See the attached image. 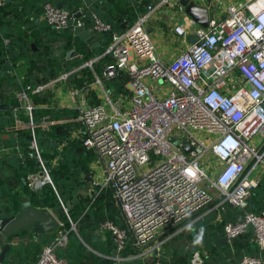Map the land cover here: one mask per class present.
I'll return each mask as SVG.
<instances>
[{
  "label": "built area",
  "instance_id": "obj_1",
  "mask_svg": "<svg viewBox=\"0 0 264 264\" xmlns=\"http://www.w3.org/2000/svg\"><path fill=\"white\" fill-rule=\"evenodd\" d=\"M208 1L193 0L197 5ZM167 2L159 0L146 9L151 11ZM76 13L82 16L80 9L66 10L51 3L43 9L48 25L57 30L68 28L70 22L72 28L80 25L79 18H74ZM145 17H139L122 32H112L101 54L110 57L103 77L124 73L132 83L129 102L114 99L111 90L102 86V79L96 77L91 82L87 75L83 76V85L72 92L74 96L81 94L77 113L70 119L68 136L60 147L77 139L82 150L93 154L94 163L101 167V186L110 187L124 223L106 218L98 227L112 233L118 252L128 240L139 247L154 240L161 231L180 227L209 199L206 187L218 189L222 204L245 205L257 184L250 171L264 156V145L250 143L256 135L264 139V0L231 3L228 15L214 23L209 21L207 28L183 18L175 24L174 32L186 36L191 22L198 40L170 62L158 58L144 25ZM93 20V29L111 30L95 15ZM96 59L81 67L92 69ZM81 67L65 71L60 78L67 79ZM145 78L169 86L167 94L158 96L144 83ZM93 84L102 87L101 103L90 104L87 100ZM43 88V84H25L15 93L29 116V147L40 165L27 175L34 190L46 182L54 187L36 141L34 108L29 100V92L38 93ZM228 88L231 91L226 92ZM196 130L212 133L210 142L198 137ZM171 137L180 139V143H173ZM185 141L192 150L182 149ZM207 151L222 161L212 177L201 163ZM61 206L70 226L59 218L52 239L42 245L33 264H68L57 250L66 247L75 223L64 202ZM248 226L252 228L253 241L263 247L264 210H245L238 219L225 221L223 231L233 238ZM241 263L264 264V260L246 253ZM188 264H206L204 252L192 250Z\"/></svg>",
  "mask_w": 264,
  "mask_h": 264
},
{
  "label": "crops",
  "instance_id": "obj_2",
  "mask_svg": "<svg viewBox=\"0 0 264 264\" xmlns=\"http://www.w3.org/2000/svg\"><path fill=\"white\" fill-rule=\"evenodd\" d=\"M8 1L1 0L2 4ZM85 1L80 0L79 4L81 5L82 3V6L73 8L72 11L80 9L82 11L81 17L86 16L88 18L85 22V27L92 30L94 27V14L89 12L90 10L85 5ZM154 1L101 0L97 8L104 12L107 19L116 24V27L121 32L131 26L139 17L146 15L144 25L158 58L163 62H170L177 54L185 50L190 43H193L190 36L195 34L194 26L191 22L186 27V36H179L174 32L175 24L183 18H189L194 23L197 22L185 13L184 7L180 9L178 0H169V2L163 3L151 11H147L146 6L156 4ZM243 1L245 0H209L205 4H200V6L208 9L209 21L214 23L228 15V6L231 3ZM43 20L42 14L36 19L35 24H39ZM50 30L48 34L44 30H39L42 39H38V33L34 30L26 34L31 54L20 56L21 58L15 61L13 71H10L13 74H21L19 76L21 81H27L20 84L19 87L25 84H31L32 86L37 84L44 85L42 91L38 93L29 92V100L33 105V111L37 113V127L47 130L54 124L62 123L64 125L67 124L68 128V124L72 122L70 119L77 113V103L81 98L80 93L74 96L72 92L80 89L84 83L83 76L85 75L88 76L91 82L96 77L102 79V86L111 90L114 99L123 100L125 103L129 102L133 87L132 83L124 73H117L114 77L108 79L103 77L102 72L106 64L110 62V57L101 55L105 48L101 53H95L96 49L103 44L102 41H105L106 47L110 43L109 32L98 31L95 34L98 45L92 49L90 45L84 43L74 33L73 36L64 37V29L57 30L50 26ZM74 36H77V38ZM1 42L6 45L9 41L7 38H2ZM37 57L42 62L36 64ZM95 58L98 59L93 62L92 69L81 67L85 62ZM31 59L35 60V64L32 63ZM67 66H70L69 69ZM77 67H81V69L76 74L70 75L67 79L60 78L65 71ZM31 69L40 78L35 81V84L28 81L27 70ZM144 83L151 86L158 96L167 94L169 90V86L148 78L144 79ZM19 87L12 89L9 95L10 99L14 98L17 101V106L13 108L14 111L24 108V104L15 97ZM225 91L229 92L231 90L228 88ZM103 99L102 87L93 84L91 86V96L87 99L88 102L90 104L101 103ZM0 108L4 110V112L0 111V113L5 115L7 114L6 109H9L10 105L7 102H0ZM21 125L20 119H16L13 126L0 125V134L4 137H11L17 133ZM195 134L203 138L207 143L210 142L213 136L212 133L198 130L195 131ZM67 136L68 132L66 136L57 132L55 137H52V144L47 146L44 151L48 154L55 153L56 157H59L61 151L68 143L76 144L78 142L77 139H70L62 145L61 149V144L65 142ZM250 143L260 147L264 145V139L256 135L250 138ZM1 147L6 153L16 149L15 147H5L4 145ZM77 149L83 151L79 143ZM84 153L89 154L90 159L87 171L83 173L84 187L77 192L81 199H88L89 201L87 207H89V211L91 210L90 219L85 225L82 222H78V220L70 219L75 223V228L72 230L82 241L86 251L82 252L75 260L73 257L68 259V264H112L134 258L140 260L139 264H188L189 253L192 248L200 249L204 252L206 264H242L241 258L246 253L259 255L264 260V247L258 246L253 241L252 228L250 226L242 234L236 236L235 239L228 238L223 231L225 221L238 219L245 210H264V156L250 171L257 184L252 188L245 205L222 204L218 196V189L216 187H206L209 199L197 212L187 218L180 227L166 233L161 231L154 240L139 247L128 240L125 247L127 252H124V248L122 249L123 251L118 252L115 248L112 233L109 230H100L98 226L106 218H111L122 225L124 223L122 212L110 187L101 186L103 173L101 167L94 163V155L88 152ZM201 163L210 177L214 176L222 166V161L211 151H207L203 155ZM30 173L28 172L25 175L18 174L10 164H2L0 166V189L10 195H14L17 199L22 196H28L27 190L36 191L31 187V183L27 179V175ZM1 201L3 202L4 199H0V217L3 214V203ZM47 207L53 210L51 207ZM80 227L83 228L85 235L100 242V247L104 248L106 253L92 248L80 234ZM54 230L55 228L41 234L39 237L33 234L32 227L19 230L8 239L11 249L6 252L5 260L0 264H33L39 255L41 246L46 242V239L54 234ZM133 248H136V252L130 250ZM118 256L122 258L118 259Z\"/></svg>",
  "mask_w": 264,
  "mask_h": 264
},
{
  "label": "trees",
  "instance_id": "obj_3",
  "mask_svg": "<svg viewBox=\"0 0 264 264\" xmlns=\"http://www.w3.org/2000/svg\"><path fill=\"white\" fill-rule=\"evenodd\" d=\"M100 1L101 0H86L85 5L89 8V12L93 13L101 22L110 25L111 30L103 32H109L111 39V31H121L116 27V24L107 19L104 12L97 8ZM60 2L62 3L63 9L66 10H72L73 8H79L82 6V3L81 5L79 4L80 0H9L0 5V102H7L10 105V108L6 109L7 114L4 115L3 113H0V125L13 126L15 125L16 119H20L22 122L21 127L15 135L4 137L0 134V166L5 163L10 164L16 173L22 175H25L28 172L37 171L40 165L36 163L37 157L35 152L29 147L31 128L26 109L19 108L14 111L13 108L17 106V101L14 98H9L12 89L16 87L18 88L20 84L26 83L27 81H21L19 78L21 74H13L10 71H13L15 61L20 59V56L31 54V48L26 39V34L29 31H36L38 33V39H42L39 30H44L46 34L51 31L50 26L45 19L39 24H35L36 19L43 14L44 5L46 3H51L57 6ZM72 27L73 22H70V26L64 29V37L73 36ZM74 37L77 38V36ZM2 38H7L9 41L8 44H2ZM102 43L103 44L96 49L95 53H101L104 48H107L106 44H104L105 41H102ZM31 60L33 61L32 63L35 64V60ZM39 62H42V60L37 57L36 64ZM67 67L69 69L70 66ZM32 70L33 69L27 70L28 81L35 84V81L40 78L36 75L37 73L34 74ZM0 111L4 112L1 108ZM36 118L37 113L33 111L32 119L35 125L36 141L40 153L43 155L42 159L48 163L49 154L46 153L44 149L52 144V137H55L57 132L61 133L63 136L67 135V124L64 125L58 123L54 124L50 129L43 130L36 126ZM78 143L79 142L76 144L68 143L61 151L56 165H50L48 163L49 175L54 187L51 183L46 182L37 188L36 191L32 192L27 190V192L33 204L39 205L40 207L49 206L54 211L61 206V202H69L71 204L68 209L70 218L74 221L78 220V222H82V224L85 225L90 219L91 214V210L89 211V207H87L89 201L88 199H81L78 196L77 191L84 187L83 173L87 171L90 156L77 149ZM3 145L5 147H15L16 149L6 153L2 150L1 146ZM2 198L4 201H1L3 203V214H1V217L7 213L12 214L19 209L21 203L20 199H17L14 195H10L8 192L6 193V191L4 192L0 189V199ZM60 218L65 221L67 227L70 226V221L65 214L60 215ZM79 232L92 248L106 253L105 249L100 247V242L85 235L82 227L79 228ZM52 237L53 235L46 239V242H49ZM126 246L127 243L125 247ZM125 247L123 250L124 252H127V248ZM194 249L195 248H192V250ZM130 250L136 252V248ZM192 250L189 253V259ZM84 251H86V247L74 234L73 230L70 229L66 247L57 250V254L66 258L68 261L71 257H73L74 260L77 259L82 252L84 253ZM139 263L140 260L134 258L112 264Z\"/></svg>",
  "mask_w": 264,
  "mask_h": 264
},
{
  "label": "water",
  "instance_id": "obj_4",
  "mask_svg": "<svg viewBox=\"0 0 264 264\" xmlns=\"http://www.w3.org/2000/svg\"><path fill=\"white\" fill-rule=\"evenodd\" d=\"M157 3V0L154 1ZM2 2L0 1V5ZM178 4L184 7L185 13L188 14L195 22L201 27L207 28L209 25V14L206 7L197 5L190 0H178ZM57 7L62 8L61 3ZM80 14L76 13L74 18H79L80 25L73 28V33L83 40L84 43L90 45L94 49L97 45V37L95 34L98 32L96 29H89L85 27L87 17H79ZM193 42L198 40V36L193 34L190 36ZM173 143L179 144L180 139L170 138ZM182 149L186 152L193 149L188 141L182 144ZM38 163V161H37ZM19 209L12 214H5L0 217V263L5 260V254L10 251L11 244L9 238L21 229L29 227L33 228V234L39 237L41 234L53 230L59 223V216L65 213L63 206H60L56 212L48 207H40L32 204L28 196L20 198ZM65 207H70L69 202H65ZM232 239H235L233 237ZM264 247V245H263Z\"/></svg>",
  "mask_w": 264,
  "mask_h": 264
},
{
  "label": "rangeland",
  "instance_id": "obj_5",
  "mask_svg": "<svg viewBox=\"0 0 264 264\" xmlns=\"http://www.w3.org/2000/svg\"><path fill=\"white\" fill-rule=\"evenodd\" d=\"M40 154H41V157H43L42 153H40ZM47 158H48V157H47ZM56 158H58V157H56L55 153H50V154H49V159H50V160H48V163H49L50 165H56V164H57V159H56ZM48 163L44 161V165H45V167L47 168V170H48V172H49V169H48ZM135 167H136V170H137L138 172L141 170L139 167H137V165H136Z\"/></svg>",
  "mask_w": 264,
  "mask_h": 264
},
{
  "label": "clouds",
  "instance_id": "obj_6",
  "mask_svg": "<svg viewBox=\"0 0 264 264\" xmlns=\"http://www.w3.org/2000/svg\"><path fill=\"white\" fill-rule=\"evenodd\" d=\"M198 242V241H197Z\"/></svg>",
  "mask_w": 264,
  "mask_h": 264
}]
</instances>
